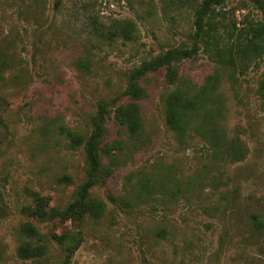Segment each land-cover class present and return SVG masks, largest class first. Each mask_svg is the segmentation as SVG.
I'll list each match as a JSON object with an SVG mask.
<instances>
[{"label": "rangeland", "instance_id": "1", "mask_svg": "<svg viewBox=\"0 0 264 264\" xmlns=\"http://www.w3.org/2000/svg\"><path fill=\"white\" fill-rule=\"evenodd\" d=\"M196 5L0 0V264H66L51 240L43 258L19 256L27 222L48 239L81 234L69 264H264V229L253 225V215L264 221V100L258 93L264 53L233 78L229 71L220 75L227 131L248 149L243 161H215L197 136L183 144L176 139L165 122V97L174 85L161 69L141 79L146 96L139 102L138 137H130L113 110L107 116L106 140L122 141L123 149L114 152L112 175L92 191L108 204L104 217L41 223L23 212L34 207L32 193L48 208L74 202L86 159L60 127L89 133L101 101L129 102L124 93L135 69L170 48L192 47ZM216 10L233 39L264 25V0H225ZM130 24L133 40L111 38ZM213 53L201 47L178 64L180 75L203 85L218 68Z\"/></svg>", "mask_w": 264, "mask_h": 264}, {"label": "trees", "instance_id": "2", "mask_svg": "<svg viewBox=\"0 0 264 264\" xmlns=\"http://www.w3.org/2000/svg\"><path fill=\"white\" fill-rule=\"evenodd\" d=\"M196 1L193 20L195 42L192 47L170 48L135 69L129 77L128 87L124 93L129 102L116 106L112 102L101 101L97 113L92 118L89 133L60 127L69 141V146L74 150L82 148L86 159L85 181L78 187L74 202L64 209L48 208V203L40 194L32 193L34 207L23 209L26 216L41 223L56 220L85 223L87 220H99L104 217L108 204L94 196L92 191L104 185L112 175L111 165L117 160L114 152L123 149L122 141L106 140L107 116L113 110L116 120L126 128L130 137H138L143 129L139 102L146 96L141 79L161 69H166V80L174 85V89L165 97V122L176 139L183 144L193 136L201 138L211 149L215 161L220 159L224 162L238 163L247 157L248 149L240 137L231 136L227 131L226 110L219 91L220 75L223 71H229L233 78L238 69H246L248 61L264 53V25L250 27L246 29L244 37L240 35L233 39L232 35H229L227 25L217 18L216 8L221 7L225 0ZM127 26L112 33L111 38L122 36L127 40H133L134 28L131 24ZM201 47L206 52H214L213 57L218 68L207 77L203 85L197 86L190 78L180 75L178 64L194 58ZM80 66L87 68L86 64ZM258 93L264 100V78ZM105 158L109 160L108 163H105ZM147 187L143 185L141 191L147 193ZM109 200L113 204L119 203V199L112 195ZM2 212L0 208V215H3ZM253 225L258 230L264 229V221L258 215H253ZM20 233L22 240L18 253L24 259L43 258L49 251L48 243L51 240L62 249L65 263L69 264L82 242L81 234L71 237L52 235L51 239H48L30 222L22 225Z\"/></svg>", "mask_w": 264, "mask_h": 264}]
</instances>
